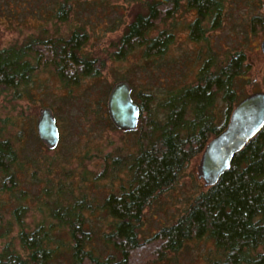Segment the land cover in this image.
Listing matches in <instances>:
<instances>
[{
  "label": "trees",
  "instance_id": "trees-1",
  "mask_svg": "<svg viewBox=\"0 0 264 264\" xmlns=\"http://www.w3.org/2000/svg\"><path fill=\"white\" fill-rule=\"evenodd\" d=\"M225 1L135 0L112 54L121 58L140 48L145 59L162 58L174 33L163 29L151 36L150 31L183 6L196 12L187 24L190 39L203 41L209 29L221 26ZM39 2L34 19L39 33L0 48V264H158L176 259L189 242L205 238L213 242L214 254L204 264H264V125L234 154L218 181L193 197L175 221L149 237L140 235L146 208L179 183L241 99L236 83L248 68L244 51L220 54L208 48L194 80L168 88L155 108V92H138V123L126 130L135 133L132 149L101 156L102 171L96 177L117 179L123 173L125 178L97 202L74 185L76 174L62 167L58 156L41 152L34 119L15 111L17 100L37 102L38 89L48 84L42 72L66 89L64 101L72 99L73 87L82 80L99 77L106 62L84 51L89 39L84 25L74 24L63 33L56 24L107 1ZM1 6L0 16L9 17L10 6ZM263 16L251 15V26L261 28ZM48 22L54 24L53 32ZM217 100L224 103L219 122ZM103 103L97 102L93 122L118 128L108 114L107 98ZM54 115L57 121L59 115ZM79 178L84 181V174ZM33 205L43 215L28 228L25 218ZM96 209L104 215L102 224L89 218Z\"/></svg>",
  "mask_w": 264,
  "mask_h": 264
},
{
  "label": "rangeland",
  "instance_id": "rangeland-1",
  "mask_svg": "<svg viewBox=\"0 0 264 264\" xmlns=\"http://www.w3.org/2000/svg\"><path fill=\"white\" fill-rule=\"evenodd\" d=\"M106 1L104 5L87 6L80 13L77 12L79 15L72 14L68 21H58L56 24L63 33L74 24L84 25L89 34L84 51L97 55L106 62L99 77L82 80L73 87L72 99L64 101L62 96L66 89L62 88L53 76L42 72L40 75L48 84L41 91L38 89L35 95L37 102L17 100L15 111L27 114L34 119L35 125L39 109L44 106L52 107L56 115H59L57 119L59 142L54 149H48L41 144L40 150L48 157L58 156L61 160L59 164L76 174L73 178L74 185L79 186L80 191H86L88 197H96L97 202L110 191H116L125 178L124 174L120 173L117 179L110 176L96 179L102 171L101 156L108 153H125L132 149L135 135L134 132L96 125L93 122L97 102H104L106 106L107 95L116 80L124 79L129 82L137 102L141 100L136 96L138 92H155L156 96L151 103L155 108L168 88L194 80L196 70L208 55V48L220 54L242 49L248 68L237 80L238 98L253 91L264 90V53L260 49V42L264 37V24L261 28H253L250 22L251 15L255 13L264 15L262 0H226L221 26L209 29L203 41L190 39L187 24L196 16V12L183 6L174 17L157 24L150 31L151 36L163 29H171L174 33L168 51L158 60L145 59L140 48H134L121 58L113 56L117 41L124 31V24L131 18L129 10L132 9L130 7L135 0ZM39 3V0H11L5 4L4 0H0V6L2 4L6 8L9 6L11 8L7 13L10 14L9 17L0 16V48L14 42H23L28 35L39 33L40 29L34 20ZM116 17H121V20ZM23 18H26L25 24L20 23ZM47 25L51 27L50 32H53L54 24L48 22ZM223 108L224 103L217 100L215 104L217 122L223 117ZM199 160L200 156L192 159L179 183L173 189L157 196L146 208L140 228L142 237H149L161 226L175 221L189 201L207 188L203 180L197 178ZM81 174H84V181L79 178ZM42 215L36 205H33L25 218L27 227L32 228L41 221ZM89 218L94 224L98 221L102 224L104 215L96 209L89 214ZM1 247L0 241V249ZM213 254L214 244L211 240L206 238L194 240L186 245L176 259L170 257L158 264H204Z\"/></svg>",
  "mask_w": 264,
  "mask_h": 264
},
{
  "label": "water",
  "instance_id": "water-1",
  "mask_svg": "<svg viewBox=\"0 0 264 264\" xmlns=\"http://www.w3.org/2000/svg\"><path fill=\"white\" fill-rule=\"evenodd\" d=\"M264 53V37L260 42ZM108 114L114 125L122 130H133L139 119V106L131 94V86L124 79L111 86L107 97ZM264 125V90L253 91L242 97L231 110L225 127L206 143L197 166V178L204 186L215 184L226 172L232 157ZM39 139L48 149L56 148L60 132L53 110L49 106L39 109L36 119Z\"/></svg>",
  "mask_w": 264,
  "mask_h": 264
},
{
  "label": "flooded vegetation",
  "instance_id": "flooded-vegetation-1",
  "mask_svg": "<svg viewBox=\"0 0 264 264\" xmlns=\"http://www.w3.org/2000/svg\"><path fill=\"white\" fill-rule=\"evenodd\" d=\"M131 94H132V88H131ZM133 97V96H132ZM133 99L135 100V98L133 97ZM135 102L138 104V102L135 100ZM139 106V105H138ZM140 110V109H139Z\"/></svg>",
  "mask_w": 264,
  "mask_h": 264
}]
</instances>
